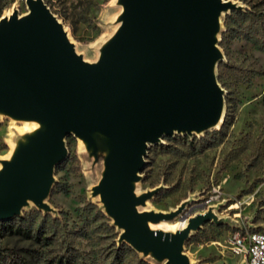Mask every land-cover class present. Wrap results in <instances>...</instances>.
I'll use <instances>...</instances> for the list:
<instances>
[{
	"label": "rangeland",
	"instance_id": "374dc122",
	"mask_svg": "<svg viewBox=\"0 0 264 264\" xmlns=\"http://www.w3.org/2000/svg\"><path fill=\"white\" fill-rule=\"evenodd\" d=\"M62 25L76 53L97 64L117 46L125 0H42ZM213 34L219 54L210 73L221 90L215 124L200 132H174L149 144L145 165L131 182L140 213L183 221L182 255L189 264H240L230 247L234 234L264 231V0H223ZM16 5V6H15ZM25 0H0V18ZM0 103V174L26 157L47 127L23 122ZM92 143L71 134L46 195L26 201L19 215L0 221V261L17 264H167L134 250L95 193L114 143L88 132ZM7 224L12 229L6 227ZM29 230L19 232L17 227Z\"/></svg>",
	"mask_w": 264,
	"mask_h": 264
},
{
	"label": "water",
	"instance_id": "95a60500",
	"mask_svg": "<svg viewBox=\"0 0 264 264\" xmlns=\"http://www.w3.org/2000/svg\"><path fill=\"white\" fill-rule=\"evenodd\" d=\"M25 3L26 16L0 23V103L47 127L27 156L0 174V221L18 216L27 200L41 205L66 156L64 139L74 134L92 143L88 132L96 131L114 147L95 193L124 228L123 238L167 264H189L182 244L195 226L174 237L151 231L149 222L171 216L138 212L149 194L136 197L131 182L145 165L149 144L217 121L221 90L210 73L219 57L213 34L228 4L125 0L119 43L90 64L42 0Z\"/></svg>",
	"mask_w": 264,
	"mask_h": 264
},
{
	"label": "built area",
	"instance_id": "2783aa9c",
	"mask_svg": "<svg viewBox=\"0 0 264 264\" xmlns=\"http://www.w3.org/2000/svg\"><path fill=\"white\" fill-rule=\"evenodd\" d=\"M231 251L240 264H264V231H248L230 238Z\"/></svg>",
	"mask_w": 264,
	"mask_h": 264
},
{
	"label": "bare ground",
	"instance_id": "6f19581e",
	"mask_svg": "<svg viewBox=\"0 0 264 264\" xmlns=\"http://www.w3.org/2000/svg\"><path fill=\"white\" fill-rule=\"evenodd\" d=\"M33 1L36 2L37 0H33ZM221 1L224 2L223 0H221ZM28 13H29V9L28 8H27V11L25 13L19 14L18 13V10L15 7H13L10 11H8L4 16H2L0 18V23L1 22H4L5 24H7L12 18L21 19L24 16H26ZM119 15L120 16L123 15V6L122 5L120 7V13H119ZM123 23H124V19L121 17L119 19V21H118V27H117L115 33H117L121 29ZM15 117H17V116H15ZM19 120H21L23 122H36L37 121V118H35L33 116H21V118H19ZM215 123H216V121H210V122H208L207 124H205L203 126L205 128L200 127V128L197 129L198 131H194V132H200V131H202V130L208 128V127H210L211 125H213ZM28 202H30V201L28 200ZM160 222H164V221H159L157 223H151V222H149L148 223L149 229L151 231H156V230L153 229V225H156V224H158ZM185 225H186V223L183 222V221H177L175 223H166L165 232H167L168 234L172 235V237H174L178 232H180L181 230L184 229Z\"/></svg>",
	"mask_w": 264,
	"mask_h": 264
},
{
	"label": "trees",
	"instance_id": "16d2710c",
	"mask_svg": "<svg viewBox=\"0 0 264 264\" xmlns=\"http://www.w3.org/2000/svg\"><path fill=\"white\" fill-rule=\"evenodd\" d=\"M6 227L8 229H12V226L10 224H7ZM17 231H19V232L25 231L26 233L29 232V230H26V229L22 228L21 226L17 227ZM25 232H23V233H25ZM61 263H59V264H61ZM0 264H17V263L14 260L10 259L9 261H0ZM64 264H68V261H65Z\"/></svg>",
	"mask_w": 264,
	"mask_h": 264
}]
</instances>
